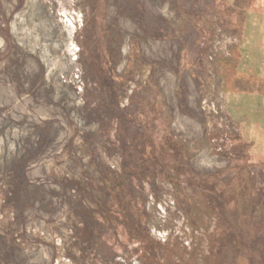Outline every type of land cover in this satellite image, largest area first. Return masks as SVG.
<instances>
[{"label": "rangeland", "instance_id": "374dc122", "mask_svg": "<svg viewBox=\"0 0 264 264\" xmlns=\"http://www.w3.org/2000/svg\"><path fill=\"white\" fill-rule=\"evenodd\" d=\"M236 1L0 0V264H262L264 17Z\"/></svg>", "mask_w": 264, "mask_h": 264}, {"label": "trees", "instance_id": "16d2710c", "mask_svg": "<svg viewBox=\"0 0 264 264\" xmlns=\"http://www.w3.org/2000/svg\"><path fill=\"white\" fill-rule=\"evenodd\" d=\"M234 3V2H233ZM238 3V0L235 2V4ZM232 9L235 8L234 4L231 6ZM249 13H252V14H257V15H260L261 17H264V0H249L248 1V4L246 6L243 7V12L241 14L243 20H242V26L243 27H246L248 21H247V14ZM261 24V23H260ZM242 27V28H243ZM263 33H264V23H262L260 25V31H259V35L261 37L260 40H263L262 38L264 37L263 36ZM259 82L261 83L260 85H264L263 81H260ZM249 92L250 94H253L254 93V90H249L247 91ZM259 94H264V91L261 90L260 92H258ZM261 193L264 195V185H263V188L261 189ZM254 245L251 246V248L253 247ZM254 251H257L259 254H263L264 255V241L262 243H257L255 244L254 246ZM261 263L264 264V257L261 258Z\"/></svg>", "mask_w": 264, "mask_h": 264}]
</instances>
